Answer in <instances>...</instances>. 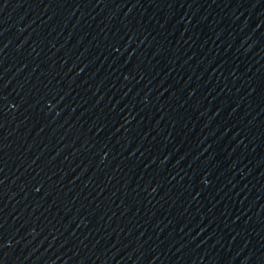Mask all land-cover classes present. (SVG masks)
I'll return each instance as SVG.
<instances>
[{"label":"water","instance_id":"water-1","mask_svg":"<svg viewBox=\"0 0 264 264\" xmlns=\"http://www.w3.org/2000/svg\"><path fill=\"white\" fill-rule=\"evenodd\" d=\"M262 264H264V260H263Z\"/></svg>","mask_w":264,"mask_h":264}]
</instances>
